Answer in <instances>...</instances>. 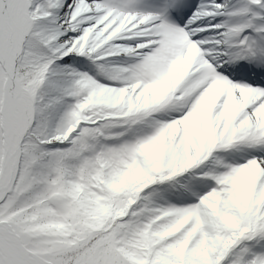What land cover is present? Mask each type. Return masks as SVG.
<instances>
[{
  "label": "snow or ice",
  "instance_id": "1",
  "mask_svg": "<svg viewBox=\"0 0 264 264\" xmlns=\"http://www.w3.org/2000/svg\"><path fill=\"white\" fill-rule=\"evenodd\" d=\"M0 264H264V0H0Z\"/></svg>",
  "mask_w": 264,
  "mask_h": 264
}]
</instances>
